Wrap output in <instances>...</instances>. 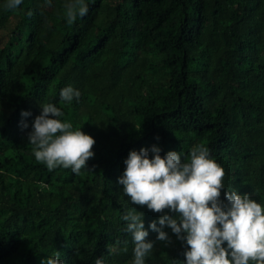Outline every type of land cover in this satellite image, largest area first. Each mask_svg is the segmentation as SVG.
Listing matches in <instances>:
<instances>
[{"label": "trees", "instance_id": "16d2710c", "mask_svg": "<svg viewBox=\"0 0 264 264\" xmlns=\"http://www.w3.org/2000/svg\"><path fill=\"white\" fill-rule=\"evenodd\" d=\"M5 2L0 264H41L56 250L67 264L101 256L130 264L123 214L131 203L118 177L132 148L158 143L162 154L188 156L207 145L226 186L264 200V0H89L71 23L68 0H23L16 9ZM69 83L80 96L64 101L59 90ZM49 101L95 137V155L79 173L49 169L27 142L40 102ZM134 206L146 227L162 214ZM156 235L149 230V239ZM171 235L169 244L156 241L147 264H182L185 243Z\"/></svg>", "mask_w": 264, "mask_h": 264}, {"label": "clouds", "instance_id": "9594fccd", "mask_svg": "<svg viewBox=\"0 0 264 264\" xmlns=\"http://www.w3.org/2000/svg\"><path fill=\"white\" fill-rule=\"evenodd\" d=\"M22 3L23 0H6L5 6L16 9ZM66 8L67 21L74 22L87 14L89 0H68ZM59 96L72 101L80 96V89L69 83L60 88ZM21 115L27 117L31 112L22 109ZM63 115L55 102H40L27 142L35 158L49 169L70 166L79 173L88 168V159L95 155V137L62 119ZM21 127L28 128L29 122L22 120ZM162 152L158 143L130 149L118 177L131 203L123 214V231L131 234L133 242L130 264H147L156 241L169 244L171 234L185 243L182 264H264V200L226 186L222 180L225 170L207 145H194L188 156L176 149ZM135 204L162 214L146 227L145 214ZM150 229L157 234L154 239L148 238ZM41 264L67 261L56 250L43 256ZM96 264H105L102 256L96 258Z\"/></svg>", "mask_w": 264, "mask_h": 264}]
</instances>
